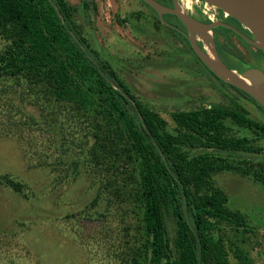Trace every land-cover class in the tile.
<instances>
[{"label":"trees","instance_id":"obj_1","mask_svg":"<svg viewBox=\"0 0 264 264\" xmlns=\"http://www.w3.org/2000/svg\"><path fill=\"white\" fill-rule=\"evenodd\" d=\"M78 9L87 25L86 0L79 7L66 0H0V78L23 81L39 111L24 115L29 136L19 138L21 144H32L36 137L30 134H39L32 149L22 147L26 157L57 172L55 181L75 179L80 166L97 172L93 203L104 194L123 205L130 219L121 228L125 264H255L246 237L254 231L242 214L226 207L227 196L213 176H254L251 169L258 165L254 178L264 184V163L243 157L264 148L255 147V137L232 136L226 125L230 121L264 140V125L243 103L264 109L225 82L237 92L227 104L176 109L168 129L159 111L137 97L92 46L75 19ZM4 97L1 106L11 114L14 98ZM246 160V172L230 164ZM0 182L26 198L24 183L8 175ZM76 216L100 221L88 207L66 218Z\"/></svg>","mask_w":264,"mask_h":264},{"label":"rangeland","instance_id":"obj_2","mask_svg":"<svg viewBox=\"0 0 264 264\" xmlns=\"http://www.w3.org/2000/svg\"><path fill=\"white\" fill-rule=\"evenodd\" d=\"M86 1L88 24H83L85 19L80 9L75 13L86 38L95 49H100L132 92L159 111L168 129L174 127L170 112L183 104L202 106L219 101L227 104L230 96L236 94L209 73L193 52L182 54L176 50L175 40L167 38V31L158 26L150 15L152 11L139 0ZM66 2L80 5V0ZM188 59L193 62L191 70L186 65ZM25 87L23 81L0 78V97H3L0 98V176L8 175L27 186L24 198L0 182V264H125L127 260L120 251L125 239L121 228L130 219L123 205L109 202L104 194L93 203L99 189L97 172L80 166L75 179L55 181L57 172L51 174L43 167L33 166L36 161L23 152L22 147L32 149L39 140L36 132L30 134L36 137L32 144L28 139L22 144L18 140L29 136L24 115L39 114L30 104L33 96H29ZM224 88H228L227 93ZM7 95L14 98L16 110L22 113L13 109L10 114L8 107L1 106ZM245 109L264 125L262 111L257 113L249 103ZM226 125L232 136L255 137V147L264 148V140L251 130L230 121ZM243 157L264 163V155L247 153ZM248 162L230 164L240 165L246 172ZM257 166L251 169L255 177ZM254 176L221 171L213 180L227 196L226 207L242 214L246 225L254 231L246 234L247 248L255 264H264V184ZM86 207L93 219L100 218L103 223L80 220L81 216L66 218ZM80 229L84 236L80 235Z\"/></svg>","mask_w":264,"mask_h":264},{"label":"flooded vegetation","instance_id":"obj_3","mask_svg":"<svg viewBox=\"0 0 264 264\" xmlns=\"http://www.w3.org/2000/svg\"><path fill=\"white\" fill-rule=\"evenodd\" d=\"M155 1L156 2L158 1L159 3H161L164 6H167L170 9H174V6L176 4L178 11H181L184 14L194 17L203 24H214L215 27L211 29V35L215 44V48L218 51V55L220 59L230 70L234 71L237 74L243 72L248 67H257L258 69L264 71V53L259 49H257L255 45H253L247 40V38L249 39L253 38L251 32L248 29H246L239 21H236L234 18L229 16L222 9L218 7L216 8L210 4H208L207 8L203 7L205 3L204 1H202V3L200 4L195 3L193 1L191 3L186 4L184 1L181 0H155ZM151 11L152 13H150V11L148 10L150 15L153 18H155V20L157 21L156 23L158 24V26H161L163 30L165 29L167 31L166 32L167 35L165 34L167 38L175 40L176 50L180 51V53L182 54H189V52L190 53L193 52V54L195 53V55L197 56L196 51L193 49V47L191 46L188 40L187 37L188 30L185 28L182 21L179 20L177 16L173 14L164 13L163 19H165L166 21L162 22L163 25H160L157 20L159 16L156 14V12L153 9ZM168 35H170L171 37L170 36L168 37ZM195 38L197 40V44L202 49H204V43L200 41L199 36L196 33H195ZM186 41H188L189 44ZM192 64L193 62H191V59H188L186 65L189 70L192 69L191 68ZM195 70L196 69H194L193 67L192 71L194 72V74H196ZM213 76L216 79L221 80V82L222 83L224 82L225 84L226 81L222 80L218 76L216 77L214 74ZM199 79H202L203 81H207L206 78L201 77ZM228 88L231 91H235L230 87ZM227 90L225 89L224 92L227 93ZM235 93L237 92L235 91ZM218 103H224V102L219 101ZM246 103L247 102L243 103L244 107ZM249 104L254 108V110H256L257 113L260 112L254 103H249ZM191 106L192 105L187 103L185 105L183 104V106L177 109L187 110V108ZM257 155H261L262 157L264 155V151L260 152ZM259 163H263L262 160Z\"/></svg>","mask_w":264,"mask_h":264},{"label":"water","instance_id":"obj_4","mask_svg":"<svg viewBox=\"0 0 264 264\" xmlns=\"http://www.w3.org/2000/svg\"><path fill=\"white\" fill-rule=\"evenodd\" d=\"M141 1L152 8L163 22H165L164 13L177 16L188 30V40L204 66L216 77L226 81L227 84L249 94L264 109V71L257 67H248L237 74L227 68L218 55L211 35V29L215 27L214 24H203L194 17L178 11L176 4L174 9H170L155 0ZM202 1L222 9L236 21H239L252 34L253 38H247V40L264 53V0ZM195 33L204 43V49L197 44Z\"/></svg>","mask_w":264,"mask_h":264},{"label":"built area","instance_id":"obj_5","mask_svg":"<svg viewBox=\"0 0 264 264\" xmlns=\"http://www.w3.org/2000/svg\"><path fill=\"white\" fill-rule=\"evenodd\" d=\"M181 1H184L186 4H188V3H191L192 1L193 2H195V3H198V4H200V3H202V0H181ZM203 7H208V4L207 3H204V6Z\"/></svg>","mask_w":264,"mask_h":264},{"label":"bare ground","instance_id":"obj_6","mask_svg":"<svg viewBox=\"0 0 264 264\" xmlns=\"http://www.w3.org/2000/svg\"><path fill=\"white\" fill-rule=\"evenodd\" d=\"M189 6V5H188ZM191 7V6H190Z\"/></svg>","mask_w":264,"mask_h":264}]
</instances>
